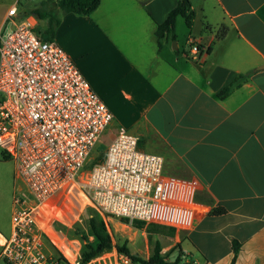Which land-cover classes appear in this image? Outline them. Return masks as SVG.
I'll return each mask as SVG.
<instances>
[{"label":"crops","instance_id":"crops-1","mask_svg":"<svg viewBox=\"0 0 264 264\" xmlns=\"http://www.w3.org/2000/svg\"><path fill=\"white\" fill-rule=\"evenodd\" d=\"M7 1L9 8L16 0L0 6ZM47 1L55 12L58 0ZM189 2L190 28L179 17L180 40L177 18L175 38L159 50L157 24L178 0H100L90 16L58 12L53 40L112 112L109 139L126 130L142 152L163 158L166 174L196 183L192 228L173 242L152 240L166 261L181 251V264H264V0ZM39 21L44 31L47 21ZM145 244L130 252L147 260ZM90 264L131 263L114 249Z\"/></svg>","mask_w":264,"mask_h":264},{"label":"built area","instance_id":"built-area-1","mask_svg":"<svg viewBox=\"0 0 264 264\" xmlns=\"http://www.w3.org/2000/svg\"><path fill=\"white\" fill-rule=\"evenodd\" d=\"M17 3L0 34V148L16 174L11 233L0 235V262L54 264L49 238L37 225L40 210L57 208L76 185L113 114L66 52L18 17ZM190 52L200 53L195 45ZM138 140L118 130L79 189L107 216L189 231L196 183L166 174L163 158L142 152Z\"/></svg>","mask_w":264,"mask_h":264},{"label":"rangeland","instance_id":"rangeland-1","mask_svg":"<svg viewBox=\"0 0 264 264\" xmlns=\"http://www.w3.org/2000/svg\"><path fill=\"white\" fill-rule=\"evenodd\" d=\"M17 1L18 17L30 21L39 33L43 34L41 21H39L31 11L35 8H40L42 2L47 0ZM8 6L9 1L0 6V11L7 9ZM6 27H8V25H6ZM6 27L4 25V28ZM176 32L180 40L186 33L183 20L180 18L176 25ZM109 136L110 133L108 132L102 135L78 173L75 180L76 185L69 187L68 191L65 192L58 201V210L55 207L49 206V211L45 212L42 210V213L37 219L38 227L42 231H45L49 238L47 243L48 252L52 254L53 261L55 250L61 254V257H66L64 249H68L73 256V259L68 258L69 261L73 264H78L80 252L87 243L82 240V237H87L89 243H94L93 237L90 235L88 224L91 217L103 221L114 246L127 248L129 252L130 250L132 252H138L139 250L144 251L146 239H148L152 249L154 245L153 239H158L162 242H173L177 236L183 234L182 232L175 231L172 237H166L162 233L165 230L162 229L161 233L147 235L144 231L133 228L130 222L123 224L119 219L101 213L87 201L85 190L79 188L81 185H86L91 171L88 167L99 155L105 152V148L110 141ZM15 180L14 163L5 155L3 149L0 148V235L5 238H8L11 233L12 198ZM155 229L158 230V228ZM114 249L115 248L110 249V252H113ZM174 250H176V248H174ZM105 252L107 251L102 252L99 256ZM115 252L117 251L115 250ZM67 255L70 256L68 252ZM95 259L91 260L88 264L92 263ZM0 264L3 263L0 262Z\"/></svg>","mask_w":264,"mask_h":264},{"label":"trees","instance_id":"trees-1","mask_svg":"<svg viewBox=\"0 0 264 264\" xmlns=\"http://www.w3.org/2000/svg\"><path fill=\"white\" fill-rule=\"evenodd\" d=\"M52 2V1H49ZM48 1L42 2L40 8H35L31 12L35 15L38 20H46L47 25L43 31L42 38L44 40L51 41L54 39L55 32L60 24V19L58 12L62 14L72 13L78 16H90L99 6L100 0H58L53 2L56 10L52 12L51 10L46 9ZM190 2L189 0H178L176 7L167 13L164 20L157 24L155 35L157 38V47L158 50L161 49L162 41L168 35H172L174 39V27L177 18H184L185 24L188 28L191 26L192 13L190 11ZM21 18V17H19ZM39 33V32H38ZM245 77H238L234 80L226 89H224L220 96L227 95L233 88L239 86ZM105 153H102L94 160L88 167L90 170L94 165L102 162L104 160ZM220 210H214L212 212L216 213ZM123 224H127L129 221L127 219H119ZM90 235L93 237L94 243H89L87 237H82V240L87 242L84 245V248L81 250L79 255L78 264H88L91 260L98 257L102 252L108 251L112 248H115L118 254L124 255L131 264H181V251H179L177 257L173 262L166 261V255H161V245L158 241L154 242L152 247L151 255L147 260L140 258L137 255H134L129 252L127 248L116 247L113 245L111 237L106 230V227L101 219H96L91 217L88 221ZM131 226L137 230L144 231L147 235L161 233L162 229L165 230L162 232L166 237H172L175 234V229L164 227L155 224H146L141 221L133 220ZM155 228H158L156 230ZM233 260L235 255L239 250V244H233ZM54 264H69L64 257H61V254L55 250Z\"/></svg>","mask_w":264,"mask_h":264},{"label":"bare ground","instance_id":"bare-ground-1","mask_svg":"<svg viewBox=\"0 0 264 264\" xmlns=\"http://www.w3.org/2000/svg\"><path fill=\"white\" fill-rule=\"evenodd\" d=\"M46 209H48V208H46ZM45 208H44V210H46ZM40 212H42V210H40Z\"/></svg>","mask_w":264,"mask_h":264},{"label":"water","instance_id":"water-1","mask_svg":"<svg viewBox=\"0 0 264 264\" xmlns=\"http://www.w3.org/2000/svg\"><path fill=\"white\" fill-rule=\"evenodd\" d=\"M175 49H176V47H175Z\"/></svg>","mask_w":264,"mask_h":264}]
</instances>
